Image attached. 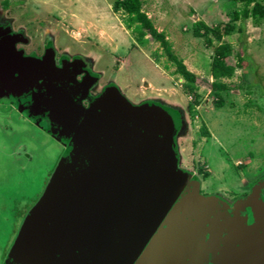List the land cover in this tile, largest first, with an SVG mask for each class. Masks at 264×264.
Instances as JSON below:
<instances>
[{
    "label": "rangeland",
    "instance_id": "1",
    "mask_svg": "<svg viewBox=\"0 0 264 264\" xmlns=\"http://www.w3.org/2000/svg\"><path fill=\"white\" fill-rule=\"evenodd\" d=\"M119 1L0 0V36L25 34L26 48L46 44L72 56V64L92 65L99 84H114L130 103L151 102L173 112L177 168L197 180L201 195L233 205L264 179V18L257 25L250 16L233 20L242 8L239 0H141L171 52L196 75L197 86L189 89L158 41L149 35L135 40ZM195 21L211 29L235 26L221 38L232 46L225 62L235 68L229 78H220L227 84L220 93L210 90L209 71L219 41L210 31L193 36ZM23 97L25 107H19L23 100L17 95L0 96V264H9L22 221L62 155L59 144H66L49 136L47 122L34 120L31 97ZM259 194L264 198V188Z\"/></svg>",
    "mask_w": 264,
    "mask_h": 264
},
{
    "label": "water",
    "instance_id": "2",
    "mask_svg": "<svg viewBox=\"0 0 264 264\" xmlns=\"http://www.w3.org/2000/svg\"><path fill=\"white\" fill-rule=\"evenodd\" d=\"M2 41L0 96L30 95V113L45 115L49 132L71 142L23 219L7 259L16 264H264L259 194L264 179L231 206L201 195L197 180L177 168L173 112L151 102L132 104L114 84L88 107L80 98L65 103L69 80L80 82L71 74L66 87L51 48L28 67L22 63L31 57L17 61L16 41L5 45L9 49ZM13 65L15 70L8 69ZM81 86L86 93L87 86Z\"/></svg>",
    "mask_w": 264,
    "mask_h": 264
},
{
    "label": "trees",
    "instance_id": "3",
    "mask_svg": "<svg viewBox=\"0 0 264 264\" xmlns=\"http://www.w3.org/2000/svg\"><path fill=\"white\" fill-rule=\"evenodd\" d=\"M242 3V8L239 11L233 12V20L239 18L245 19L251 17L255 25L259 24L264 18V4L258 0H239ZM252 3L251 8H249ZM119 7L123 9L126 14L125 25L133 34L135 40L141 43L146 35H149L155 41H158L159 45L166 53L168 59L172 60L175 65V71L182 77L189 89H193L197 86L196 75L189 71L185 65L178 60L175 55L171 52L170 43L166 39L165 35L161 31H157L153 26L151 20L148 18L145 12L142 11L141 0H120L118 3ZM117 5V6H118ZM235 28L234 24L226 23L221 30L219 27L214 29L210 28L203 21H195L192 27V35L199 37L203 32L210 31L213 37L219 41L218 44L213 46V55L209 64V71L212 77L210 84V90L216 93H220L227 89V84L220 80V78H229L234 71L235 66L225 62L226 57L231 54L232 46L227 42H221V38L224 34H228ZM238 30L243 33V27L239 26ZM211 40H206V45H211ZM239 62L236 66L241 67V61L243 56L240 52L237 53Z\"/></svg>",
    "mask_w": 264,
    "mask_h": 264
},
{
    "label": "flooded vegetation",
    "instance_id": "4",
    "mask_svg": "<svg viewBox=\"0 0 264 264\" xmlns=\"http://www.w3.org/2000/svg\"><path fill=\"white\" fill-rule=\"evenodd\" d=\"M8 36H10V34L5 33V36L2 35L0 37L1 39H3V41L1 42L2 45H4L3 49H5V48L9 49L8 46H10L12 44V41H16V43H15L16 49L15 50L19 51V52H16V53H18L17 61L19 60V58L21 59L22 57L23 58L31 57V58H29L30 61H28V62L23 61V63H22V64L26 63L28 65V67H30L33 63H35V60L37 59V57L42 56L45 53L46 49H48V47H46V44H44L42 47H38V48H32V47L26 48L29 45L30 41H29V38H27L25 36V34H24V36H23V34H18V36H16V37L11 36L13 38L10 40H9ZM4 38H6V39H4ZM5 45H8V46L5 47ZM9 51H11V50H9ZM3 53H4V55H2V56H5L3 59L9 57L6 55V53H8V51L4 50ZM49 53H50V50H49ZM52 56H53V62L55 64V66L58 68V71L60 72V74L57 76H63V77H61V80L64 79L63 81H65L66 87H67L66 79L68 81L69 80L68 78H70L71 74H74L75 79L80 82L79 84H77V83L74 84L73 82H71L69 80V86L66 90V96H64L65 97L64 98L65 103L70 102V100L73 98L75 100H79V98H80L81 105H83L84 107H88V105L90 103V99L98 96L103 91L104 87L106 86V85H100L99 84L100 73L98 74L97 72H95L92 68V65H89L88 63L85 65L72 64V62H71L72 56L68 57L67 55L62 54L61 52H58L56 49L54 51L52 50ZM25 60H26V58H25ZM12 61H14V60H12ZM14 63H15V61H14ZM33 66L34 65H32L31 67H33ZM13 67H15V66L13 65L12 67H10L8 69L15 70V68H13ZM39 69H40V66H39ZM89 72L92 73L93 75H95L94 77H96V79H94V78L92 79L90 76H88ZM82 79H84V80L82 81ZM80 84L87 86V88H86L87 90H85L86 93L82 91V86ZM82 94H86V96L84 95L85 97L82 98L80 96ZM23 96H29V95H27L26 93H22V94L20 93L17 96L19 98V100H23V102L21 104H19V107L20 106L25 107V105H27L26 101L28 98L23 97ZM28 103H29V101H28ZM65 107L67 109V105H64V109H65ZM28 111H29V109H28ZM33 111L35 112L36 109H33ZM30 112L31 111H29V114H30ZM32 116L34 117L35 121H39V122L45 121L48 123V126H49V120L45 115H38V114L32 113ZM49 136L52 139H54L58 144L60 143L56 140L55 136L52 133H49ZM61 138H63L65 140L64 143H66L65 145H62L61 143L59 144L62 147V154H63L65 151H68L70 149L71 142H70L69 138H64V137H61Z\"/></svg>",
    "mask_w": 264,
    "mask_h": 264
},
{
    "label": "crops",
    "instance_id": "5",
    "mask_svg": "<svg viewBox=\"0 0 264 264\" xmlns=\"http://www.w3.org/2000/svg\"><path fill=\"white\" fill-rule=\"evenodd\" d=\"M3 260H4L3 262L5 263V262H6V260H5V259H3ZM7 262H8L9 264H16L15 262H13V261H12V260H10V259H8V260H7Z\"/></svg>",
    "mask_w": 264,
    "mask_h": 264
}]
</instances>
